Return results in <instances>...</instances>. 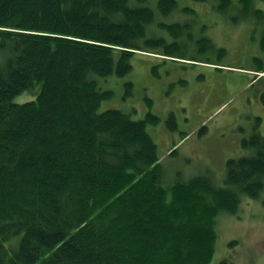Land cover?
<instances>
[{
	"label": "trees",
	"instance_id": "16d2710c",
	"mask_svg": "<svg viewBox=\"0 0 264 264\" xmlns=\"http://www.w3.org/2000/svg\"><path fill=\"white\" fill-rule=\"evenodd\" d=\"M183 1L0 0V264H209L218 216L264 192L257 128L223 185L212 173L168 182L148 130L159 117L101 108L113 95L102 82L129 74L137 53L162 45L176 57L181 39L206 49L166 20L184 8H241L264 22V0Z\"/></svg>",
	"mask_w": 264,
	"mask_h": 264
},
{
	"label": "rangeland",
	"instance_id": "374dc122",
	"mask_svg": "<svg viewBox=\"0 0 264 264\" xmlns=\"http://www.w3.org/2000/svg\"><path fill=\"white\" fill-rule=\"evenodd\" d=\"M209 5L194 3L177 13L179 18L174 14L166 19L188 24L189 37L205 39L206 49L181 39L176 57L167 58L165 48L155 45L148 48L151 52L134 55L129 74L102 82V88L113 90L102 109L120 108L136 119L149 111L159 117L148 130L155 136L168 182L178 172L185 179L212 173L221 186L227 160L249 154L242 139L256 128L264 135V73L257 77L252 71L264 67V22L241 8L223 12ZM255 8L264 11V1H256ZM127 81L134 83L132 94H127ZM30 97L25 92L15 101ZM171 113L176 129L167 125ZM240 205L238 214L218 216L216 250L209 264H264V192L258 198L243 197Z\"/></svg>",
	"mask_w": 264,
	"mask_h": 264
}]
</instances>
